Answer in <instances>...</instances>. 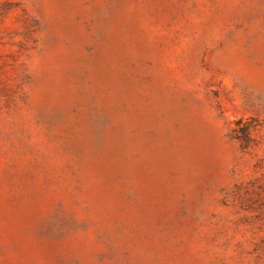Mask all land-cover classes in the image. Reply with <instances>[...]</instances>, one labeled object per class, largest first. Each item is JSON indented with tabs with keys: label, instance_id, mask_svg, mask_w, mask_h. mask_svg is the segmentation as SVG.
Returning <instances> with one entry per match:
<instances>
[{
	"label": "rangeland",
	"instance_id": "374dc122",
	"mask_svg": "<svg viewBox=\"0 0 264 264\" xmlns=\"http://www.w3.org/2000/svg\"><path fill=\"white\" fill-rule=\"evenodd\" d=\"M0 264H264V0H0Z\"/></svg>",
	"mask_w": 264,
	"mask_h": 264
},
{
	"label": "trees",
	"instance_id": "16d2710c",
	"mask_svg": "<svg viewBox=\"0 0 264 264\" xmlns=\"http://www.w3.org/2000/svg\"><path fill=\"white\" fill-rule=\"evenodd\" d=\"M233 123L234 126L231 132L236 139L242 142L245 148H251L258 144L255 132L259 130L261 124L257 117H242L235 120Z\"/></svg>",
	"mask_w": 264,
	"mask_h": 264
}]
</instances>
